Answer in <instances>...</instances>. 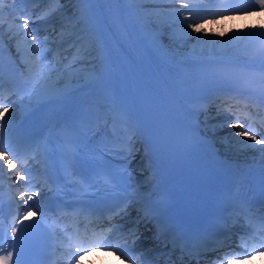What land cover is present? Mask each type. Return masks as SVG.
Instances as JSON below:
<instances>
[{
  "label": "snow or ice",
  "instance_id": "snow-or-ice-1",
  "mask_svg": "<svg viewBox=\"0 0 264 264\" xmlns=\"http://www.w3.org/2000/svg\"><path fill=\"white\" fill-rule=\"evenodd\" d=\"M6 2L8 30L17 42V51L23 53L26 72H22V79L9 88L0 83V173L5 168L18 169L14 175L19 186L20 181L27 179L31 183L34 179L33 169L25 167L29 159L40 164L43 171L39 186L32 185L36 191L29 194L30 189L20 191L17 188L23 204L12 199L11 202L17 205V215L12 217L10 225L4 223V209L0 203V264H29L28 252L50 234H55L58 216L69 212L73 216L95 214L98 208L91 203L90 190L117 189L126 186L131 177L130 173L125 177L109 170L105 152H112L113 148L105 145L101 150L93 144L96 130L101 126L108 127L111 123L115 135L113 144L127 155L132 154L137 138L145 140L149 148L159 154L162 170L169 172L181 163L186 164L200 147L201 142L193 130L176 116L177 92L183 96L181 90L187 82L176 83L171 76V66H166L167 62L160 56L151 55L162 51L163 35L149 21L155 17L158 23L166 24L174 41L187 43L195 39L203 44H223L222 41L193 37L192 33L204 31L203 24L197 21H202L204 14L264 12V0H239V6L236 0H219V3L216 0H159L161 4L173 6L167 12H145L141 0H0V32H3L5 23ZM66 3L75 5L70 14L66 13ZM33 4L49 6L37 15V11L29 7ZM209 6L219 11L209 12ZM57 18H60L59 31L53 25L55 35L41 38L37 25H48ZM189 28L191 32L187 31ZM253 41L260 42L257 52L261 59L256 66L264 70V31L240 32L231 39L233 46L244 44L247 47ZM125 44L134 50L135 57L128 56ZM65 45L72 52L70 57L65 54L62 59H47L51 46L64 48ZM120 51H124L131 65L147 66L152 70L154 75H150V79L163 81L164 87L158 98L142 96L139 99L144 103L141 104L130 97L127 81L134 78L135 70L124 63ZM165 72L169 73L168 77ZM203 79L223 80V76L217 73ZM232 90L231 86L216 89ZM18 108L27 124L25 120L15 123L14 113ZM236 120L239 122L240 117L237 116ZM224 126L236 127L235 124H223L221 128ZM239 126L243 130L237 131L235 136L248 139L235 140V143L255 150L264 160V136L257 138V129L251 122L244 121ZM35 128H47L48 134L43 136L42 132H35ZM85 172L103 176V184L92 182L84 176ZM45 186L61 198L53 197L50 202L41 203ZM69 187L78 197L71 203L63 199L67 195L65 189ZM261 192L264 194V181ZM225 195L233 202L235 211L250 212L251 201L239 187L235 191L230 189ZM22 208L23 215H20ZM166 208V199L145 204L143 219L156 220L158 227L169 229L168 221L162 219ZM50 214L53 217L51 222ZM38 215L39 218L35 219ZM108 218L111 220L112 216ZM256 219L260 224L257 234L248 239L241 236L239 246L244 251L226 252L227 264H231L229 257L249 259L257 249L264 250V235L260 234L264 233V214ZM112 232L119 233V227L112 224L90 238L68 236L69 260L79 264L80 254L88 248L113 247ZM132 235L139 238L135 231ZM175 244L176 239L173 240ZM221 246H224L223 242ZM115 249L121 255L128 251L127 245L116 244Z\"/></svg>",
  "mask_w": 264,
  "mask_h": 264
},
{
  "label": "bare ground",
  "instance_id": "bare-ground-1",
  "mask_svg": "<svg viewBox=\"0 0 264 264\" xmlns=\"http://www.w3.org/2000/svg\"><path fill=\"white\" fill-rule=\"evenodd\" d=\"M154 1V5L156 6V10L164 12L165 10L170 11L173 7L172 5L168 4H161L159 0H152ZM35 5V4H33ZM29 7L31 8V6ZM49 5L47 4H40L37 8H44L46 9ZM73 6L72 4L66 3L64 5L66 13L70 14L72 11L75 10L74 8L70 9L69 11L67 8ZM175 7H179V5H175ZM144 9V7H143ZM260 15L255 16L253 13H249L247 15H241L240 13H235L234 16L222 15L213 19H209L204 21L203 27L204 31L200 33H192V36H200L202 40H215V41H222L223 44H203L198 43L195 39L189 40L187 43L183 42H175L173 39L170 38L171 34L169 35V31L171 29H167V27L160 30L163 35V45L162 51L160 52H153L151 55L153 56H160L163 60L167 62L166 66H171L172 73L171 76H178L188 72L189 63H194L195 61L201 59L205 55L210 56H218L219 58H223L226 60H235L240 62L242 57H247L250 61L252 58L256 57L252 48L255 46L257 41H253V47H245L244 44H240L238 46H233L231 43V39L233 38L234 34H238L240 32H247L250 30L256 31H264V16L262 12H259ZM262 14V15H261ZM7 17V9L5 10V18ZM6 20V19H5ZM8 21V20H7ZM154 21V20H153ZM224 23L226 26L230 24H236L237 29L235 31L229 32L228 34H220L219 28L220 25ZM167 26V25H165ZM53 26L51 25L50 28ZM187 28V26H184ZM60 29V23H59ZM190 29V28H189ZM187 29V31L189 30ZM192 31V30H191ZM50 32V29L48 30ZM211 32V34H210ZM219 35H215L216 33ZM52 36V34L50 35ZM15 39L12 38L11 33L8 30V23L5 22L3 25V32H0V59L8 60V59H21L24 62V57L22 52H18L17 49H14V42ZM170 41V42H169ZM125 49L127 50L128 56L135 57V52L133 49L129 48L128 45L125 44ZM247 48L250 51V54L247 55V52H244L243 49ZM119 51V49H118ZM9 52V53H8ZM8 53V54H7ZM65 54L71 56L72 52L68 49V46L65 48ZM120 55L122 60L125 64L130 65L135 70L134 78H131L127 81V84L130 87L129 95L131 98L137 99L138 103L143 104L144 101L139 99L142 96H151L154 99L159 97L161 89L164 87L163 81L156 78L150 79V75H154L152 70H150L147 66H140L137 67L136 65H131V61L127 60L124 54V51H120ZM47 59L49 61V55H47ZM119 63V62H118ZM166 77L169 76L168 72L164 73ZM177 96L179 98V106L181 110L185 113V115H189L192 112H195L197 109H200L203 105L198 104L196 100H193L192 96H179V92H177ZM19 109V108H18ZM240 131V129H231V127H226V129L222 130L221 133L218 135L226 134L225 138L221 137L222 142L228 140V135L232 132ZM240 137L239 139H241ZM248 139V138H247ZM138 138L134 141L135 145L137 144ZM232 142V141H231ZM251 143H255L254 141H249ZM244 147V146H243ZM257 148L262 147L261 145H256ZM244 150L247 153L246 159L241 161H246L248 159H261V156L258 152L253 149H247L244 147ZM225 152V151H223ZM11 173L9 172V175ZM102 252L104 250H101ZM264 264V263H258Z\"/></svg>",
  "mask_w": 264,
  "mask_h": 264
},
{
  "label": "rangeland",
  "instance_id": "rangeland-1",
  "mask_svg": "<svg viewBox=\"0 0 264 264\" xmlns=\"http://www.w3.org/2000/svg\"><path fill=\"white\" fill-rule=\"evenodd\" d=\"M141 2H145V3H146L145 5L142 6V10H143V11H145V12H154L153 10L155 9V6H153V5H151V4H148V3H149V0H141ZM39 5H40V4H35V6H39ZM31 7H32V6H31ZM143 7H144V9H143ZM255 13H257V12H255ZM255 13H254V14H255ZM254 14H253V15H254ZM262 14H263V16H264V12H262ZM262 14H261V15H262ZM258 15H260L259 12H258L255 16H258ZM5 19H6L5 22H7L8 19H7V18H5ZM210 19H213V18H210ZM153 20H154V21H153ZM208 20H209V19H208ZM202 21L204 22V21H207V20H202ZM202 21H197V22H198V23H201ZM203 22H202V23H203ZM149 23H150L152 26L155 27V30H156V31H160V30H162L163 28L167 27V26H165L166 24L158 23V22H157V19H156L155 17H153L152 20L149 21ZM232 25H233V24H232ZM234 25H235V30H236V29H237L236 24H234ZM222 27H223V28H226V25H225V24H222ZM167 29H169V28L167 27ZM235 30H234V31H235ZM228 33H229V32H228ZM228 33H227V34H228ZM176 42H179V41H176ZM234 134H235V132H233L231 135H234ZM239 146H240V147H243L242 145H239ZM240 147H237V148H236V150H235V154H236V155L239 154V155H241V156H242V155H246L247 153L245 154L244 152H242V148H240ZM223 148L225 149V147H223ZM243 148H244V147H243ZM240 149H241V150H240Z\"/></svg>",
  "mask_w": 264,
  "mask_h": 264
}]
</instances>
